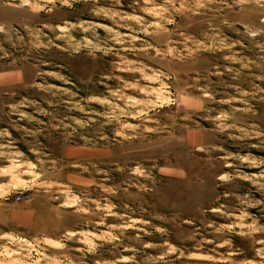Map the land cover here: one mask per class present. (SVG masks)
<instances>
[{"label":"rangeland","instance_id":"rangeland-1","mask_svg":"<svg viewBox=\"0 0 264 264\" xmlns=\"http://www.w3.org/2000/svg\"><path fill=\"white\" fill-rule=\"evenodd\" d=\"M1 206L0 264H264V0H0Z\"/></svg>","mask_w":264,"mask_h":264},{"label":"crops","instance_id":"crops-1","mask_svg":"<svg viewBox=\"0 0 264 264\" xmlns=\"http://www.w3.org/2000/svg\"><path fill=\"white\" fill-rule=\"evenodd\" d=\"M41 200V199H40ZM42 201V200H41ZM44 204V203H43ZM43 204H39V202L32 201L28 205H25L22 209L24 212L21 213V216H18L17 219H13L17 222V220L20 222L21 220H24V224L28 226V224H34L35 221L39 220V217H43L44 211L46 208H42L41 206ZM47 206V205H46ZM11 212L9 209L4 208L3 206L0 207V221L4 222L5 218L9 222L10 216L13 217V214H10ZM41 220V219H40Z\"/></svg>","mask_w":264,"mask_h":264},{"label":"built area","instance_id":"built-area-1","mask_svg":"<svg viewBox=\"0 0 264 264\" xmlns=\"http://www.w3.org/2000/svg\"><path fill=\"white\" fill-rule=\"evenodd\" d=\"M16 199H20V196H19V195H17V196H16Z\"/></svg>","mask_w":264,"mask_h":264}]
</instances>
